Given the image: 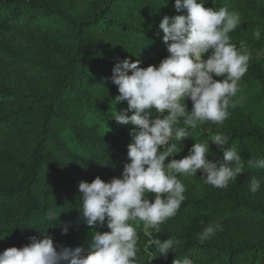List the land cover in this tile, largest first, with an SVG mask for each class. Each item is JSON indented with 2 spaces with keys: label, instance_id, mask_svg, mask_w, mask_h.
Segmentation results:
<instances>
[{
  "label": "trees",
  "instance_id": "obj_1",
  "mask_svg": "<svg viewBox=\"0 0 264 264\" xmlns=\"http://www.w3.org/2000/svg\"><path fill=\"white\" fill-rule=\"evenodd\" d=\"M242 0H205V8L227 7L244 23L232 34L254 50H264V0H246L256 17L249 18ZM175 0H0V71H11L25 81L41 84L29 87L0 86V252L21 248L31 237L53 238L59 251L81 247L93 231L81 216L79 182L99 176L105 182L120 177L127 161L130 129L118 124L111 113L125 108L114 102L117 86L111 82L118 61H140L141 67L158 66L169 54L159 23L177 12ZM260 29L261 37L253 32ZM4 42L15 50L3 49ZM249 63L253 73L243 81L264 98V67ZM221 79L220 77H214ZM185 103L191 110L192 103ZM167 114V113H165ZM131 115V113H129ZM242 121V122H241ZM229 117L214 130L229 137L226 147H235L245 167L227 189L206 185L203 198L185 200L176 216L153 235L163 242L179 241L163 264L188 257L193 264H264V170L249 168V159L264 158V125H248ZM239 123V124H238ZM180 126L187 128L181 123ZM181 159L195 142L207 139L200 128L188 129ZM28 143V160H22L20 143ZM166 146H162L161 150ZM215 162L223 158L210 142ZM173 157L166 158V163ZM199 175L201 173L198 171ZM252 177L262 180L261 190L251 193ZM178 179L185 178L177 174ZM149 199L153 194H148ZM191 205L200 210L186 229L171 234L180 215ZM58 217L48 219L49 213ZM203 222V223H201ZM208 223L223 231L201 244L198 233ZM67 227V233L63 229ZM109 231L105 225L97 229ZM137 259L153 264L143 249L148 238L143 229Z\"/></svg>",
  "mask_w": 264,
  "mask_h": 264
},
{
  "label": "clouds",
  "instance_id": "obj_2",
  "mask_svg": "<svg viewBox=\"0 0 264 264\" xmlns=\"http://www.w3.org/2000/svg\"><path fill=\"white\" fill-rule=\"evenodd\" d=\"M204 4L205 0H175V10L186 14L164 16L159 23L169 55L158 66L145 68L139 60L126 58L112 69L111 82L119 93L114 102L127 106L111 115L118 124L134 127L121 176L107 182L99 176L90 183L79 182L80 213L93 229L87 247L58 251L52 237H31L21 248L0 252V264H139L137 226L148 238L147 246H154L166 259L179 241L167 238L162 242L153 232L160 233L161 225L176 216L186 199V188L177 174L191 177L199 171L206 185L218 189L237 181L245 167L241 155L235 147H226L227 135L201 126L223 125L231 115L229 109L240 105L233 98L243 91L240 81L248 71L252 49L243 41L239 47L231 42L230 33L241 23L237 12ZM253 35L259 40L260 29ZM186 99L192 103L191 110ZM198 128L207 139L195 142L187 156L175 159L183 150L182 141L191 137L188 129ZM210 142L223 153L222 159H208L214 156ZM162 146L166 147L161 150ZM169 157L173 159L166 163ZM247 164L264 170V158L249 159ZM261 184V179L252 177L251 193L260 191ZM148 194H153L151 199ZM57 217L48 214L50 221ZM105 225L109 231L97 230ZM67 230L65 226L64 234ZM217 231H223L221 224L208 223L197 234L199 242L209 241ZM173 264L193 261L185 257Z\"/></svg>",
  "mask_w": 264,
  "mask_h": 264
},
{
  "label": "rangeland",
  "instance_id": "obj_3",
  "mask_svg": "<svg viewBox=\"0 0 264 264\" xmlns=\"http://www.w3.org/2000/svg\"><path fill=\"white\" fill-rule=\"evenodd\" d=\"M242 5L246 8L245 13L249 18H255L256 14L253 8H251L250 4L246 2V0L241 1ZM241 18V17H240ZM244 23V21L241 18V23L237 27V29ZM236 29V30H237ZM236 30H234L232 33H234ZM230 33V34H232ZM240 46V45H239ZM237 46V47H239ZM247 46L252 49V59L250 62L256 61V67H264V50L261 52L254 50L250 45L247 44ZM3 49H9L10 51L15 50L16 52H19V56L22 58H28V55L24 53L23 51H19L15 49V46L13 44L4 42L2 45ZM249 62V63H250ZM253 73L252 70L248 69L247 73L244 77H242L240 81V85L243 88V91L237 94V97H234L233 99H239L240 105L235 109H229L231 115L230 117H235V120L241 121V119L245 120V122L248 125H264V98L260 99L258 97V94L256 93L255 89L250 88L247 86V84L243 81L244 78H247L248 74ZM23 77H18V74H14L11 71H0V86H9L13 88H27L29 87L32 90H35V88L39 87L41 83L32 80V81H25L24 82ZM242 122V121H241ZM239 124V123H238ZM214 125V124H213ZM202 128H209L213 132H216L214 130V127L212 126V123H207L205 125L201 126ZM207 137V135L205 134ZM20 147L22 149V160H28V143H20ZM182 183L184 184L186 188L185 200H200L203 198L206 184L203 182V179L200 178V175L197 174L196 176L191 177H185L181 179ZM200 210H198L195 207H192L189 205V207L180 215L179 219L176 221L175 228L171 231V234H177L179 232H182L184 229H186L191 223H193L197 216H199ZM137 228L141 229L142 227L137 226ZM91 233L90 232L85 240L82 242L81 247H87L88 242L91 239ZM139 247H142L143 249H153V251L150 253V259L153 264H163L164 258L159 256V254L156 252L154 246L148 247L146 245H140Z\"/></svg>",
  "mask_w": 264,
  "mask_h": 264
}]
</instances>
